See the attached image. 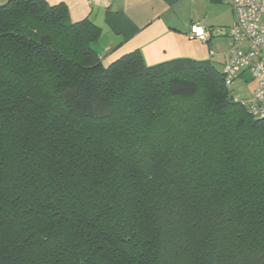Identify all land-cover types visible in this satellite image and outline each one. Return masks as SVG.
Masks as SVG:
<instances>
[{
	"label": "trees",
	"instance_id": "1",
	"mask_svg": "<svg viewBox=\"0 0 264 264\" xmlns=\"http://www.w3.org/2000/svg\"><path fill=\"white\" fill-rule=\"evenodd\" d=\"M99 36L0 0V264H264V118L211 59Z\"/></svg>",
	"mask_w": 264,
	"mask_h": 264
},
{
	"label": "crops",
	"instance_id": "2",
	"mask_svg": "<svg viewBox=\"0 0 264 264\" xmlns=\"http://www.w3.org/2000/svg\"><path fill=\"white\" fill-rule=\"evenodd\" d=\"M45 1L50 5L64 4L72 22L87 19L99 29L100 36L94 44L98 47L96 52L103 63H110L136 50L141 53L147 65L175 58L211 59V43L207 45L189 37L193 26L207 29L194 22L193 13L186 16L184 7L192 0ZM225 3L229 5V0ZM226 55L227 51L224 60ZM247 74L245 71L237 79L245 84L246 94L243 98L249 96L257 85L255 81L250 83L252 78Z\"/></svg>",
	"mask_w": 264,
	"mask_h": 264
},
{
	"label": "built area",
	"instance_id": "3",
	"mask_svg": "<svg viewBox=\"0 0 264 264\" xmlns=\"http://www.w3.org/2000/svg\"><path fill=\"white\" fill-rule=\"evenodd\" d=\"M233 23L225 32L222 29H202L193 26L191 39L206 43L217 36H226L228 50L222 64V78L229 89L232 82L248 72L256 88L247 97L239 99L242 107L257 119L264 118V0H229ZM212 56V51L210 52ZM238 100V98H236Z\"/></svg>",
	"mask_w": 264,
	"mask_h": 264
},
{
	"label": "rangeland",
	"instance_id": "4",
	"mask_svg": "<svg viewBox=\"0 0 264 264\" xmlns=\"http://www.w3.org/2000/svg\"><path fill=\"white\" fill-rule=\"evenodd\" d=\"M225 1L221 0V2L216 3L211 0H192L186 3V7H184L186 9V16H189L191 12L193 13L196 24L207 28L212 27V29L220 28L225 32L233 23L232 9ZM210 43L212 51L215 54L214 56L210 55V58L216 70L221 71L224 55L228 48V39L226 36H215L211 39ZM206 44L209 45L208 43ZM91 47L95 51L98 48L94 43H92ZM104 64L107 65L109 63L106 62ZM253 81L250 80V83H253ZM229 91L232 96L241 99L246 94L245 84L236 79L232 82ZM235 114L236 116L238 115L237 113Z\"/></svg>",
	"mask_w": 264,
	"mask_h": 264
}]
</instances>
